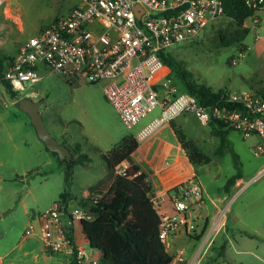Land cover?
Listing matches in <instances>:
<instances>
[{
  "label": "rangeland",
  "instance_id": "1",
  "mask_svg": "<svg viewBox=\"0 0 264 264\" xmlns=\"http://www.w3.org/2000/svg\"><path fill=\"white\" fill-rule=\"evenodd\" d=\"M75 4L77 0L5 2L0 6V57L15 53L27 37L66 14ZM258 16L257 34L264 35V11ZM246 24L252 25L251 18L246 19ZM238 28L222 15L202 28L195 39L176 44L170 52L195 81L215 90H263L264 38L256 39L249 27L241 41L222 42L221 36H238ZM41 75L32 85L24 83L25 89L14 97L0 82V264H63L60 253H49L35 238L25 236V227L62 190L71 188L78 194L88 185L93 186L91 196L109 193L111 186L105 189L103 182L108 177L114 179L115 173L107 169L102 153L122 136H135L159 115L156 107L128 128L105 98L100 83H88L82 78L68 81L48 70H42ZM24 95L41 100L39 112L48 131L58 142L78 143L80 151L88 156L84 164L72 165L69 173L68 163L58 157L47 158V149L37 137L29 116L19 107V99ZM175 121L174 128L180 129L208 158L207 162L193 164L196 179L211 197L219 198L217 206L227 207L229 229L224 227L230 236L226 257L219 258L216 264H264V156L253 155L250 148L257 136L229 130L219 151L221 140L213 134L211 125L201 124L190 113L180 114ZM236 161L240 181L226 191L224 183L236 171ZM120 180L128 190L130 184ZM223 230L217 236L219 244L225 243ZM199 242L180 234L168 249L174 255L182 251L185 256L188 246L196 247ZM81 247L94 258L100 255L88 242L81 243ZM174 264L179 261L174 259Z\"/></svg>",
  "mask_w": 264,
  "mask_h": 264
},
{
  "label": "built area",
  "instance_id": "2",
  "mask_svg": "<svg viewBox=\"0 0 264 264\" xmlns=\"http://www.w3.org/2000/svg\"><path fill=\"white\" fill-rule=\"evenodd\" d=\"M7 1L0 0V6ZM244 1L254 13L264 11V0ZM222 15V0H78L66 14L19 44L5 62L3 78L17 91L25 89L24 83L39 81L42 70L56 72L68 81L82 78L100 83L105 98L128 128L158 108L159 115L134 136L138 142L168 126L178 115L190 113L201 124L221 122L224 128L243 136L256 135L251 151L264 156V89H224L213 100L201 103L194 95L177 92L169 84L170 69L159 56L162 50L192 41ZM248 18L252 25H244L251 27L259 39V18L255 14ZM131 165V161L123 160L115 165L114 173L134 177L140 171L131 169ZM96 196L99 194L92 197ZM202 199V186L193 175L172 187L168 211L152 194L153 207L160 217L158 236L165 245L180 230L188 235L202 231H198L195 213V205ZM226 210V205L217 209L192 257L184 258L179 252L173 259L181 264H198L224 228ZM91 218L86 210L68 209L55 200L27 224L24 235L35 237L45 251L63 254L65 264H97V258L71 244L67 236L74 221Z\"/></svg>",
  "mask_w": 264,
  "mask_h": 264
},
{
  "label": "trees",
  "instance_id": "3",
  "mask_svg": "<svg viewBox=\"0 0 264 264\" xmlns=\"http://www.w3.org/2000/svg\"><path fill=\"white\" fill-rule=\"evenodd\" d=\"M222 2L224 15L239 28L236 30L238 36L232 39L221 36V40L226 44L231 41H241L249 30V27L244 25V21L253 15L255 10L248 7L244 0H222ZM170 51V49L162 50L159 52V56L169 67V84L174 85L177 92H188L194 95L199 102L208 103L219 92L226 89L215 90L209 85L195 81L192 73ZM11 56L0 57V82L9 95L14 97L19 91L12 89L9 82L3 78V67L7 58ZM171 125L174 128L173 120ZM209 125L212 126L213 134L221 140L219 146V151H221L223 141L228 131L232 129L224 128L221 122H210ZM174 133L191 164L208 161L197 145L188 140L180 129L174 128ZM65 145L70 150V157L62 160L68 163L70 173L72 165L84 164L88 160V156L80 151L78 143L74 145L65 143ZM137 145L138 141L132 134L122 136L109 150L102 153V157L110 171L114 172L115 165L121 161L129 160L132 162L131 169L139 170L140 173L131 178L115 174L110 185L112 189L105 196L99 195L93 198L91 194H88L86 197L78 199V205L92 215L91 220L83 221L84 234L89 246L100 252L97 264H171L172 262L173 255L166 250L165 244L158 236L160 217L151 201L152 185L146 180L147 174L140 169L131 156ZM50 153L56 156L55 152L50 151ZM240 177L241 171L237 164L236 171L229 175L224 183L225 190L228 191ZM121 178L131 185L128 190H125ZM92 188V186L89 187L90 193ZM97 193L99 194V192ZM72 196L74 195L65 189L59 193L56 200L61 201L67 207ZM204 229L205 227L194 237L200 238ZM72 232L73 228L68 227V239L71 244L75 245ZM248 235L252 234L248 233ZM47 252L53 253L48 250Z\"/></svg>",
  "mask_w": 264,
  "mask_h": 264
},
{
  "label": "crops",
  "instance_id": "4",
  "mask_svg": "<svg viewBox=\"0 0 264 264\" xmlns=\"http://www.w3.org/2000/svg\"><path fill=\"white\" fill-rule=\"evenodd\" d=\"M77 3H78V0H77ZM73 6H70L67 9V12ZM259 12L261 11L254 13L255 16H257L258 18H259L258 16ZM246 19L244 21L245 24H246ZM259 21H260V18H259ZM259 23L260 22H258L256 26H259ZM262 38H264V35H260L259 39H262ZM184 114L182 115L184 116ZM175 119L176 117L173 119L174 122H176ZM256 141H257V138H254L252 141L251 147ZM61 142H63L64 144L66 143L63 140ZM47 154H48L47 158L49 160L54 157H57V156H53L48 149H47ZM131 156H132L133 161L140 167V169L148 175V181L152 185L153 194L157 196L158 199L161 201V207L167 211L170 208L169 199H170V194L172 192V187L175 184L184 181L185 179H187L188 177L192 175L196 178V174L194 172V166L193 164L189 162L184 149L182 148L181 144L179 143L174 133L171 123L168 126H164L161 129H159L154 135H152L148 139L139 141L136 149L131 153ZM112 181H113V177L111 178L108 177V179L105 182H103L105 185L104 188L107 189L111 185ZM239 181H240V178H238L235 181L234 186L233 187L231 186V187L235 188L237 184L239 183ZM89 187L91 186L86 185V188H84L78 194L76 192H73V190L69 188L68 190L72 193V195L75 196V197L72 196L69 200L72 199L74 201L73 204L79 206L78 199H80L81 197H86L88 194H92V191L91 193L89 192ZM218 199L219 198L211 197L203 189V199L198 204L195 205V213L197 214L196 225H197L199 232L204 227L206 228L210 220L215 216L217 209L220 207L219 205L217 206V203H216ZM55 200L56 199H54L53 201ZM73 204H71V206ZM225 223H226L225 227L228 228L227 215H225ZM225 227H224V230L222 229L223 230L222 232H224V237L226 238L224 240L225 243H222V241H221V244L217 243V240H218L217 236L219 234L218 233L216 236L217 239L215 238L213 244L206 251V253L201 258V261L198 262V264H216L218 263L219 258H222L223 260L226 257V248H227V243L229 241L230 234H229V231L225 232ZM180 234H184L185 237H189L193 239H196L194 236L197 235V233L194 235H188L181 230L171 235V237L169 238V244L165 245L166 250L170 254H172V252L168 249V246L170 244H173L174 240ZM32 238H35V237H32ZM73 239H74L75 245H78V246H81V243L88 242L84 234L83 221H80V220L74 221ZM218 244H219V248L217 249L215 248V246ZM198 245L196 247L192 245L188 246L186 255L185 256L182 255V256L184 258L192 257L197 251L199 247ZM222 245H223V249H222ZM181 252L182 251H180V253ZM61 255L63 256V254ZM172 255L173 257L175 256L174 253ZM62 259H63L62 263L65 264L63 257ZM172 263L174 264V259H172ZM179 264H181V261H179Z\"/></svg>",
  "mask_w": 264,
  "mask_h": 264
},
{
  "label": "water",
  "instance_id": "5",
  "mask_svg": "<svg viewBox=\"0 0 264 264\" xmlns=\"http://www.w3.org/2000/svg\"><path fill=\"white\" fill-rule=\"evenodd\" d=\"M41 104V100H34L29 95H24L19 99V107L22 111H24L30 119L37 137L42 141L44 146L49 150L56 153V156L59 159L69 158L70 150L63 142H58L55 137L48 131L46 128L42 116L39 112V106ZM73 200L68 201V209H78L82 210L80 206L73 204ZM71 204H73L71 206ZM90 247V246H89ZM91 248V247H90ZM92 249V248H91Z\"/></svg>",
  "mask_w": 264,
  "mask_h": 264
}]
</instances>
